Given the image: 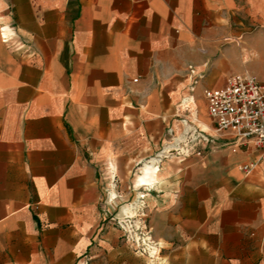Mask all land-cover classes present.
<instances>
[{"label": "crops", "instance_id": "1", "mask_svg": "<svg viewBox=\"0 0 264 264\" xmlns=\"http://www.w3.org/2000/svg\"><path fill=\"white\" fill-rule=\"evenodd\" d=\"M242 73L264 82V0H0V264H264L261 151L215 134L203 95ZM193 116L219 149L161 165L149 259L112 220Z\"/></svg>", "mask_w": 264, "mask_h": 264}, {"label": "built area", "instance_id": "2", "mask_svg": "<svg viewBox=\"0 0 264 264\" xmlns=\"http://www.w3.org/2000/svg\"><path fill=\"white\" fill-rule=\"evenodd\" d=\"M14 36L11 29L2 30L5 44L10 43ZM23 49L24 45L15 46L16 51ZM203 95L215 134L231 137L232 144L229 146L233 147V151L253 145L261 151V158L264 160V82L249 73L233 74L226 78L222 87L205 89ZM179 125V131L173 127L167 129L160 149L142 163L134 174L138 182V178L145 175L146 168L152 169L153 178L147 179L146 183L133 185V189L137 188L135 201L129 204L122 217L112 220L134 251L149 259L158 258L160 247L153 240L152 230L146 222L145 199L155 190L156 175L161 165L173 158H204L219 149L216 139L203 128L196 116L180 119ZM255 166H243L242 170L250 173ZM115 200L116 197L110 198L111 202ZM92 260L93 257L85 253L77 264H91Z\"/></svg>", "mask_w": 264, "mask_h": 264}, {"label": "bare ground", "instance_id": "3", "mask_svg": "<svg viewBox=\"0 0 264 264\" xmlns=\"http://www.w3.org/2000/svg\"><path fill=\"white\" fill-rule=\"evenodd\" d=\"M153 173L154 171L152 169H145V175L141 176L138 178V184L146 183L148 180L147 179H152L153 178Z\"/></svg>", "mask_w": 264, "mask_h": 264}]
</instances>
